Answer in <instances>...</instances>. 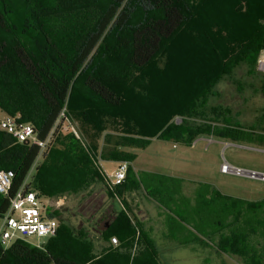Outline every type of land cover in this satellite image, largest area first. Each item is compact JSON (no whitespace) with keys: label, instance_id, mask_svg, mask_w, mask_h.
I'll use <instances>...</instances> for the list:
<instances>
[{"label":"trees","instance_id":"obj_1","mask_svg":"<svg viewBox=\"0 0 264 264\" xmlns=\"http://www.w3.org/2000/svg\"><path fill=\"white\" fill-rule=\"evenodd\" d=\"M194 47L195 58L203 51L204 69L190 75L195 85L181 93L168 117L145 107L137 111L142 96L151 97L152 81L174 74V67L180 70L177 57L184 65L188 52L187 63H192ZM262 49L264 0H219L216 9L212 0H0V112L31 125L39 141L50 136L40 153L35 144L19 143L0 129V170L14 172L9 191L0 194V218L22 186L46 200L79 198L87 207L83 213L91 215L80 228L57 217L56 235L40 248L23 240L5 249L0 245V264H159L153 241L132 225L122 195L141 185L167 209L163 195L175 199L180 194L168 184L181 181L138 176L129 167L124 183L110 190L93 146L104 134L99 158L129 163L134 155L122 149L143 147L149 137L189 143L203 135L264 144V134L230 122L226 109L208 104L217 83L243 65L248 75L260 77L264 96V76L254 65ZM161 57L166 61L162 70ZM243 86L237 83L239 90ZM166 103L161 101L160 111ZM63 108L81 124L82 133L91 135V148L54 128ZM176 115L197 116L201 122L171 124ZM147 181L165 189L150 191ZM203 188L178 221L210 243L220 264H264V200L248 202ZM96 189L109 200L118 198L124 208L114 211L110 201L98 204ZM136 230L139 240L131 257ZM112 236L120 245L109 249ZM98 240L104 244L97 246Z\"/></svg>","mask_w":264,"mask_h":264},{"label":"rangeland","instance_id":"obj_2","mask_svg":"<svg viewBox=\"0 0 264 264\" xmlns=\"http://www.w3.org/2000/svg\"><path fill=\"white\" fill-rule=\"evenodd\" d=\"M212 1L216 9L219 0ZM191 53L193 54V58L190 64L187 63L189 61L188 52L184 55V65H182L183 60L180 59V56L177 57L178 63L176 64H180L181 67L180 70H178V67L176 69L174 67V71L172 70L176 77H174L173 73H169V75L166 73V75H161L159 78L160 82L162 81L161 85L159 84L160 82L155 83L152 81V88V84L150 83L152 95L148 98L142 96L143 103L137 111L145 107L153 109L156 115H159L161 118L168 117L171 111L174 110L175 105H177V101L184 97L181 93L190 91L193 88L192 85H195L193 84L194 81H191L193 76L191 78L190 75H196L198 71L200 72L204 69L203 63L205 59L203 51L199 50L198 55L200 58H195L197 47H194ZM165 62V58L161 57L157 62L158 68L162 70L163 63ZM246 70L247 67L243 65L234 70L229 77H225L218 82L213 89L216 96H212L208 104L209 106L219 105L226 109L228 112L227 118L230 122L237 123L246 128H252L255 132L264 134V96L260 91V77L248 75ZM238 82L244 84L241 90L237 87ZM163 100H167V103L162 107V111H160L159 106ZM5 118V115L0 112V121ZM196 118L197 116L185 117L176 115L171 119V124L180 125L184 121L187 124L200 123L201 121ZM71 120L79 132L80 140L84 142L86 147L89 146L91 148V137H88L91 135L82 133L81 124L72 118ZM103 138L104 134L99 136L96 141L97 147H93L98 155V162L102 172L108 174L116 169L117 163L99 158ZM146 139L147 143L143 147L127 149L129 153L134 155L129 165L135 175L143 177L146 172H151L181 181L180 184L175 182L168 184L169 187L175 186L180 190V194L175 196V199L174 197L171 198L170 194L169 196L163 195V201L167 205L166 210L168 211L167 214H164L165 221H162L163 224H159L161 221L157 218V215L160 213L159 207L152 202L142 200L148 209L150 220L159 224L158 226L164 225V227H167L168 224H171L172 228L170 232L176 233L175 236L178 239L183 236V234L179 235L177 233L178 218H184L186 212H190L187 209L194 204L197 196L205 192L204 185H209L208 192L210 194L216 192L221 196L256 203L264 200L263 180L233 173H223L220 170L222 164H227L243 171L264 173V144L233 143L217 138L209 140V138L204 136L196 137L189 143L183 140L175 141L172 138L149 137ZM225 143H229V145H225ZM98 146L100 147L98 148ZM157 186L158 192L162 193L165 188L159 184ZM95 193L97 194V203H99L101 200L100 191L96 189ZM77 199L67 197L63 205L57 208L52 206L55 202L54 199L46 200L42 198V202L47 212L52 215L58 213V216L54 217L57 224L58 217L69 223L72 227H79L80 225L82 227L87 221L89 213H83L87 207L83 206L84 204H79ZM107 201H110L113 208L122 209L118 198H114L113 200L103 198V202ZM91 209L93 210L94 208L92 207ZM160 210L166 211L165 208H161ZM170 215L177 222L168 223L166 218ZM132 221L137 225V218L132 217ZM161 232L162 230L156 231L155 239L158 240ZM186 235L188 236V234ZM49 239L47 237L41 239L29 238L28 242L34 245H42ZM178 239H172L173 242H168L169 244L165 245V248L170 250L168 253H161L159 264H220V258L216 259L214 256L212 258L207 257L206 250L202 249L201 254L198 252L194 254L189 247L179 246ZM210 240L214 241V237L210 236ZM227 263L231 264L232 262L229 260Z\"/></svg>","mask_w":264,"mask_h":264},{"label":"built area","instance_id":"obj_3","mask_svg":"<svg viewBox=\"0 0 264 264\" xmlns=\"http://www.w3.org/2000/svg\"><path fill=\"white\" fill-rule=\"evenodd\" d=\"M255 71L264 76V49L260 50L256 62ZM59 127L63 132L73 135L77 140H80V135L77 129L72 124L71 118L66 114L65 108L60 112L54 128ZM0 129L11 135L17 142H31L39 147L40 153L43 152L49 142L50 136L45 141L37 140L33 128L29 124L17 123L15 119L6 117L0 121ZM86 146V145H85ZM99 163V162H98ZM100 167V166H99ZM129 168V163L121 161L117 164L116 169L108 174H104L101 170L106 185L110 190L120 186L124 183L126 174ZM223 173H233L242 175L243 170L231 167L227 164H222L220 167ZM249 176H256L255 172H249ZM261 180L264 181V173L261 174ZM14 172L11 170H0V194L6 195L9 191ZM65 197H59L52 205L54 208L63 205ZM47 209L44 207L42 198L36 192L25 190L22 186L11 197L7 212L0 218V245L5 249L15 240H23L27 243L29 238H51L56 235L57 221L54 218L47 216ZM139 240L138 230L133 239V246L131 250V257L134 256ZM109 243L112 246H118L119 241L115 236L109 238ZM40 248L41 245H34Z\"/></svg>","mask_w":264,"mask_h":264},{"label":"crops","instance_id":"obj_4","mask_svg":"<svg viewBox=\"0 0 264 264\" xmlns=\"http://www.w3.org/2000/svg\"><path fill=\"white\" fill-rule=\"evenodd\" d=\"M204 137L209 138V140H213V138L211 136H204ZM225 145H229V143H225ZM99 147L100 146H98V148ZM88 148H89V146H88ZM127 149L128 148H124L122 150L129 152ZM94 151H96V150H94ZM115 162L117 164L119 163L117 161H115ZM129 167H130V165H129ZM146 173H151V172H146ZM151 174H155V173H151ZM156 175H160V174H156ZM138 176H140V175H138ZM157 185H158L157 183H153L151 181L150 182L147 181L145 184V186L148 190L155 191V192L158 191ZM205 186H209V185H205ZM143 199L146 202H152L153 204L158 206L160 209L163 208L160 204H158L155 200H153L151 197H149L146 194L143 186H141V185H139V187H137L136 189L126 190L122 195V202H123L124 206L130 211L133 218L135 217L138 219L137 225H135L134 222L131 221L132 225L139 228V230H141L142 232L147 233L149 238H151V240L153 241V244L155 246L156 252H157V259H158V261H160L161 253H163V254L168 253L170 250V249L165 248V245L169 244L168 242H173L172 239H174V240L178 239V237L175 236L176 233L170 232V230L172 228L171 224H168L167 227H164V225L158 226L159 224H163V222L165 221L164 220V218H165L164 214H167L168 211L166 209H165L166 211H162L158 208L160 213L157 215V218L159 219V221H161V223L156 224V223H154V221L150 220V215L148 213V209H147L146 205L143 204V201H142ZM111 207L114 211H119V209L113 208L112 205H111ZM123 208L124 207L122 205V209ZM166 219H167L168 223L177 222L171 215L168 216V218H166ZM176 229L178 230V232H182L181 234H183V236L178 239L179 240L178 241L179 246L189 247L194 254H196L197 252L201 254L202 249L206 250L207 257L212 258L214 256L217 259V254L209 246L210 243L205 238H202V237L200 238L198 236V234L194 233L190 229V227H188V226H186L183 223H180L178 221ZM139 230H138V232H139ZM159 230H162V232L160 234L161 236L157 240V239H155V235H156V231H159ZM186 234H188V236ZM203 243H209V244L203 245ZM103 244H104V242H102L101 240H98V242L96 243L97 246H102ZM118 245H120V243ZM107 247L109 249H114L118 246L110 245L109 240H108Z\"/></svg>","mask_w":264,"mask_h":264},{"label":"flooded vegetation","instance_id":"obj_5","mask_svg":"<svg viewBox=\"0 0 264 264\" xmlns=\"http://www.w3.org/2000/svg\"><path fill=\"white\" fill-rule=\"evenodd\" d=\"M103 198H105V199H108L109 200V198L104 194V195H102L101 196V200L99 201V203L98 204H100V205H102V203H103ZM106 201V200H105ZM98 204L95 206V207H97L98 206ZM91 218V215H89V216H87V221L86 222H88V220ZM85 222V223H86ZM81 227V225L79 226V227H77V228H80Z\"/></svg>","mask_w":264,"mask_h":264},{"label":"water","instance_id":"obj_6","mask_svg":"<svg viewBox=\"0 0 264 264\" xmlns=\"http://www.w3.org/2000/svg\"><path fill=\"white\" fill-rule=\"evenodd\" d=\"M249 172H250V171H244V173H243L242 175H243V176L250 177V176H249ZM261 177H262L261 174L256 173V176H253V177H250V178L262 179Z\"/></svg>","mask_w":264,"mask_h":264}]
</instances>
